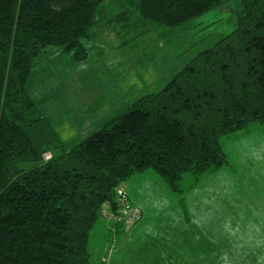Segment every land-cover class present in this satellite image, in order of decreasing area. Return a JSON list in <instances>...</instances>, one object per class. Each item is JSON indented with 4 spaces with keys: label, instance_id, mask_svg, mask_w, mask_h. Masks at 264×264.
I'll list each match as a JSON object with an SVG mask.
<instances>
[{
    "label": "trees",
    "instance_id": "1",
    "mask_svg": "<svg viewBox=\"0 0 264 264\" xmlns=\"http://www.w3.org/2000/svg\"><path fill=\"white\" fill-rule=\"evenodd\" d=\"M102 1L0 0V264H90L89 232L127 177L151 168L179 191L184 173L226 164L221 136L264 123V0H232L235 29L65 146L31 95L34 67L48 47L85 60ZM119 1L115 21L133 9L174 28L231 0Z\"/></svg>",
    "mask_w": 264,
    "mask_h": 264
},
{
    "label": "rangeland",
    "instance_id": "2",
    "mask_svg": "<svg viewBox=\"0 0 264 264\" xmlns=\"http://www.w3.org/2000/svg\"><path fill=\"white\" fill-rule=\"evenodd\" d=\"M235 7L231 0L170 28L142 21L133 9L115 21L125 7L103 0L83 40L87 58L73 61L48 47L37 58L31 95L70 146L235 29ZM220 144L226 164L184 173L179 191L151 168L127 177L128 201L141 216L127 229L100 215L89 232L90 264H106L110 255L108 264H264V123L251 121ZM168 248L182 256L165 261Z\"/></svg>",
    "mask_w": 264,
    "mask_h": 264
},
{
    "label": "built area",
    "instance_id": "3",
    "mask_svg": "<svg viewBox=\"0 0 264 264\" xmlns=\"http://www.w3.org/2000/svg\"><path fill=\"white\" fill-rule=\"evenodd\" d=\"M50 156L51 154L48 152L45 153L44 158L48 159L50 158ZM116 202L117 206L115 210L110 212L109 210L103 209L102 215L105 217L108 216L114 218L118 221L117 223H122L126 226L127 229H129L140 218L141 213L138 208L130 205L123 183H121L116 189ZM111 250L109 251V253L111 252ZM106 259L107 258L104 257L102 261L106 263Z\"/></svg>",
    "mask_w": 264,
    "mask_h": 264
},
{
    "label": "crops",
    "instance_id": "4",
    "mask_svg": "<svg viewBox=\"0 0 264 264\" xmlns=\"http://www.w3.org/2000/svg\"><path fill=\"white\" fill-rule=\"evenodd\" d=\"M105 225H108V226H110L109 225V221L108 222H105ZM102 229H103V226L101 225V230L100 231H102ZM106 229V228H105ZM158 244H160V243H157V246H158ZM178 251H174L173 249L172 250H170V248H168V250L167 251H165V253L163 254V256L165 257V261H167V258L168 257H180V256H182L181 254L180 255H178ZM161 256V255H160ZM110 260H111V255H110V257H109V260L107 261V263L106 264H108L109 262H110Z\"/></svg>",
    "mask_w": 264,
    "mask_h": 264
}]
</instances>
